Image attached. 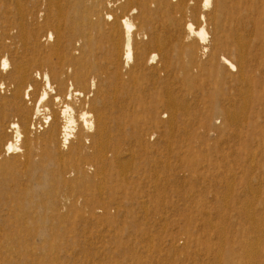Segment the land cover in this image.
Masks as SVG:
<instances>
[{"label": "rangeland", "instance_id": "374dc122", "mask_svg": "<svg viewBox=\"0 0 264 264\" xmlns=\"http://www.w3.org/2000/svg\"><path fill=\"white\" fill-rule=\"evenodd\" d=\"M177 1L165 0L166 5L152 3V13L141 19L128 17L133 25L130 33L133 60L127 63L129 37L121 18L114 22L106 16L103 29L92 30L82 14L77 13H82V6L78 11L68 10L61 19L54 11L48 21L47 0H0V264H186V231L190 230L186 219L189 184L183 158L188 145L203 144L202 147H209L212 154L217 149L228 152L230 164L235 162L237 192L244 198L246 184L260 187V197L257 194L255 199L258 200H253L257 202L259 212L264 210V169L256 166L257 163L264 167L261 148L264 146V54L260 50L264 40V3L261 0L239 5L241 0H211L210 8L205 9L202 0H188L198 18L190 13L181 19L178 16L183 25L190 22L197 30L204 27L207 31V44L200 43L195 37L191 45L209 46L206 55L199 52L203 61L208 59L211 47L216 43L213 19L221 1L258 23L246 50L249 65L246 71L253 84V95L248 98V113L246 111L241 117L243 120L236 119L232 123L222 113L209 116L207 110L213 104L227 105L231 92L234 96V91L237 94L246 84L238 72L219 69L212 64H207L198 78L187 76L183 67L192 63V59L187 55L182 57L180 49L175 47L174 38L181 34L175 27L173 15L166 11L168 4ZM20 9L24 16H20ZM21 23L39 33V55L30 51L33 41L26 46L22 44ZM57 24L63 34L91 35L93 59L106 71L99 80L90 79L80 89L85 96L73 104L76 114L87 110L93 115L94 126L99 124L108 130L105 140L109 144L107 161L88 155L83 161L85 176L77 171L70 172L75 155L69 148L61 149L62 157L45 156L44 139L49 128L34 119L37 103L47 88L46 75L51 84V89H47V103L57 111L62 104L56 98L67 101L66 95L78 89L71 76L73 69L58 64L59 55H49L54 44L50 35L57 39L54 30ZM143 24L148 28V37H157L167 45L170 41L168 64L160 62V53L152 63L153 49H147V63L142 65L137 60L147 38L140 35ZM228 29V23L224 21L223 36L228 37ZM75 46L80 48L78 43ZM226 49L224 47L222 53L236 64L234 53ZM32 58H38V61L33 62ZM3 59L7 61L6 67H3ZM20 61L28 65L31 78L23 85L15 79L14 66ZM53 72L66 81L63 86L54 79ZM203 85L207 94L196 92L191 98L190 93ZM16 90L22 93L19 100L14 99ZM167 91L178 103L188 104L189 110L171 109L163 103L157 105L156 112L150 110L157 97L161 101L166 98ZM236 98V106L243 103L237 95ZM200 99L205 103H197ZM93 100H97L94 105L98 113L91 109ZM23 110L24 114H21ZM171 121L173 124L169 125ZM13 123L20 125L22 137L18 147L23 153L8 154L6 151L7 143L15 140ZM209 129H218L222 133L216 134ZM240 131L252 134L239 136ZM30 139L36 141L32 153L36 166L27 163L23 155ZM51 146L50 150H55L56 142ZM84 147L85 152L91 154L92 143H85ZM249 151L255 152V164L251 166L255 171L242 175L241 166L250 164L244 159ZM121 165L123 169L119 167ZM218 167L224 171L228 164ZM212 178V173L209 177L207 172L204 173V190ZM200 185L196 180L195 189L190 191L194 199ZM205 201L209 206L217 205L214 194L209 191L205 193ZM227 219L229 242L225 246L227 259L222 264H250L247 256L235 253L241 251V240L255 242L260 236L251 233L250 225L235 211L231 210ZM244 229L249 234L243 233ZM214 232L209 233L212 236L208 241L210 244L203 247L202 259L207 263L214 261L213 256L218 250ZM260 240V254L258 252L254 262L264 264V238ZM209 248L212 250L206 252ZM191 249L197 250L194 244Z\"/></svg>", "mask_w": 264, "mask_h": 264}, {"label": "bare ground", "instance_id": "6f19581e", "mask_svg": "<svg viewBox=\"0 0 264 264\" xmlns=\"http://www.w3.org/2000/svg\"><path fill=\"white\" fill-rule=\"evenodd\" d=\"M258 1L261 0H241L238 2V4L246 5ZM156 2H158L160 5H166L165 0H77L75 2H71L68 0H47L50 12L48 13L46 18L49 21L52 18L51 14L56 11V14L61 19L64 15H66L68 10L78 11L80 8L79 6H82L83 10L82 13L80 11L77 13L82 14L84 22L86 23V25H89L92 30H102L105 24L106 16L110 17L109 19L114 20V22H117L121 18L120 20H122L123 27L127 31L129 37L125 57L127 63H129L133 60V39L130 37L131 31H133V25L129 21L128 17L135 16L137 19H141L145 16L147 17L153 11L152 3ZM187 2L188 0H178L176 3L168 4V7H166V11L170 15H173L172 18L174 20L175 27L180 31L181 34V36L178 34L174 38V42L176 44L175 47L180 49V51L182 52L181 54H183L182 57H184V55H187L192 59V63L184 64L183 69H185V72H187V76L194 78H198L201 76V73L204 71L207 64H212L219 69H227L228 71L238 72L240 79H242L243 81V84H246L245 88L238 89L237 94L234 91V96L231 92L230 96L228 97L227 105L217 106L213 104L212 107L207 110V113L209 116H213L214 113H222L226 116L227 121H233L232 123H234L236 119L243 120V118L241 117L244 116L247 111L248 98L253 95V84L249 76H247L246 71L247 67H249L247 63L246 50L249 47V38L254 33L252 32V30L253 28L258 26V23H256L255 21L252 22L248 18L247 14H238L237 11L234 10V8H228L225 1H221L218 6V14L216 13L213 19L215 23L214 40L216 43L212 45L211 48L213 49L208 54V59L206 61H203L199 56V52H201L202 55H206L210 50L209 46L202 47L198 45V43L194 47H191V45L193 44L192 41L195 37L200 41V43L207 44V31L204 27L197 30L192 23L189 22L183 25L182 22L179 21L181 18H184L187 13H190L198 18L196 9L191 8ZM262 2L264 3V0H262ZM210 4L211 0H202L203 8H210ZM21 9L20 16H24L25 14ZM178 16L180 19L178 18ZM202 18L204 19V16H202ZM22 21H24V19ZM224 21L228 23V37H225L222 34L224 29ZM54 30L57 39L55 40V37L53 35H50V38L54 40V44L49 51V55H59L58 64H61L62 66H68V68L71 67V69H73L71 76L78 89L66 95L68 97L67 101H62V99L59 97L56 98V101L62 104L60 106V110L57 111L55 108H51L47 103L49 99V92L47 91V89H51V84L49 82L48 76L46 75L45 79L47 81V88L43 90L41 97L37 103V110L34 119H38V123L44 125L45 128H49L48 135L44 139V146L46 148L45 156L48 157L50 155H57L62 157L61 149L69 148L71 154L75 155V158L72 160L73 163L71 164V167H69L70 172L71 170L77 171L78 173H81L85 176L86 166L84 162L85 159L88 158V155L92 158H96L97 160L100 159L103 162H105V160L107 161L106 153L109 144L106 143L105 140L106 131L108 130L105 127L101 128L99 124L94 126L92 121L93 115L91 112L82 110L79 114H76L73 104L75 103V100L79 99V97L85 96L84 92L80 91V89L84 88L88 84V81L90 79L99 80V76L106 74V71L102 67L98 66L93 59L91 35H88L86 33H82L81 35L63 34L60 31L58 24L54 26ZM81 31L82 30H75V32ZM147 31L148 28L144 25V27H142L141 29L140 35L146 36L147 38H145V41H143L142 43V53L138 56L137 60L140 61V64L142 65L147 63V49H153L155 53L152 57V63L156 62L160 53V62L168 64L170 60V51L168 48L170 41L167 45L166 41L161 40L157 37H151L150 35L148 37ZM252 37L254 36L252 35ZM20 38L23 41L22 44H24L25 46L29 45L30 42L33 41V47L30 49L32 53H34L35 55H39L41 53L38 49L40 48V43L38 41L39 33L37 31L32 30L22 24L20 27ZM250 41H252V39H250ZM76 43H78L80 48H76ZM135 44L137 45L136 41ZM224 47H227L228 49L226 50L232 51L234 53L236 64L232 63V61L224 53H222V49ZM260 50L264 54V40L262 42ZM75 53H77L78 55ZM34 61L37 62L38 58H36V60L33 59V62ZM2 62L3 67H6V59H3ZM28 70V65L26 63H23L21 61L15 63V79L19 84L21 83L23 85L30 81L31 78ZM53 76L59 85L63 86L66 83V81L61 76H59L57 72H53ZM235 76L236 75H234L233 77ZM115 87L118 89L117 85ZM30 90H28L27 93H29ZM196 92L198 94L200 93L201 95L203 93L206 95L207 91L205 89V85H203V87L200 89L198 88V91L191 92L190 97ZM114 93H116V91ZM168 93L169 92L167 91L166 98L163 101H161V99L157 97L155 102L150 105L149 109L156 112L158 110L157 105L159 103H163L171 109H180L182 111L189 110L188 104L178 103L177 100L170 93ZM236 95L239 99L243 100V103H241L239 106L235 105L237 102ZM21 96V91L16 90L14 93V99L19 100L21 99ZM96 102L97 100L92 101L91 109L98 113V108L94 105ZM200 102H202L203 104L205 103L203 99H200L197 103ZM196 107H198L199 110H202L199 106L196 105ZM21 114H24V110L21 111ZM24 117H26V115H24ZM61 119L63 120L62 124ZM29 120L28 123H30ZM172 124L173 122L171 121L169 125ZM44 127H41V129H43ZM11 128L15 130V140L7 143L6 151L8 154H13L14 152L23 153V151L18 147V142L21 141L22 137L20 125L18 123H13ZM209 131L216 134L222 133V131L218 129H209ZM93 133L95 135H93L92 137V135L90 134ZM243 134L249 136L252 133L243 131H240L238 133L239 136ZM232 135H235L234 130L232 131ZM54 142H56L57 147L55 150H50V148L52 147L51 145ZM85 143H92L91 154L85 152ZM35 144L36 141L31 139L28 140L27 150L23 154L25 156L26 162L34 166H36V164L32 158V153L34 151ZM202 145L203 144L197 146L188 145L183 158L189 184V192L186 195V219L187 227L190 230L186 231V248L188 251L186 264H222V261L227 259L225 250V246L229 242L227 217L228 213L231 210L235 211V213L243 221H245V223L247 222V224L250 225V228L253 230L251 233H253L257 237L260 236L255 240V242L251 241L250 239L241 240V251H237L235 254L237 256L241 254L247 256L251 261L250 264H258L254 261H256V256L258 257V255L260 254V251H258L260 249L259 244H261L260 239L261 237L264 238V210L259 212L255 204L257 202H255L254 200H258V198L260 197V187H253L252 185L246 184L243 188V193L245 194V197L243 198V195L237 192L236 173L234 171L235 162L230 164L229 153L217 149L214 150L215 152H213L214 154H212L208 149V145H206L208 148L202 147ZM228 145H230V143H228ZM261 148L264 151V146H262ZM245 149L248 150L249 148L245 146ZM76 156H78L79 159H76ZM244 159H248L250 164H244L241 166V174L248 175L254 170V168L251 166L255 162V152H246ZM236 163L239 165L242 164L241 162L237 161ZM220 164L222 167L228 164V167L224 171H220L218 167ZM256 166L257 169H264V167L260 166L257 163ZM119 167L123 169V165ZM206 172L208 174V177L212 173L213 178L210 180L211 183L209 184V187L204 190L202 185H205V183L203 182L202 178L204 176V173ZM196 180L201 185L196 188L195 192L197 194V197L194 199L190 191H193L195 189ZM261 183L262 182H260V184ZM207 191L214 194L215 201L217 202L216 206H209L205 201V193ZM259 191L260 194H258ZM257 194L259 196L257 199H255V196H257ZM213 211L216 213H213ZM218 226H220V228ZM191 229H193V233L191 232ZM212 230L215 231L213 235L216 236L218 250L217 253L213 256L214 261L207 263L202 259V256L204 254L203 247H205L207 244H210V242L208 241L211 240L210 238H212V236L209 235V233ZM243 233L249 234V231L247 229H244ZM193 244L197 248L195 252L191 249ZM220 245L223 247L221 248ZM211 250L209 248L206 250V252H210Z\"/></svg>", "mask_w": 264, "mask_h": 264}]
</instances>
